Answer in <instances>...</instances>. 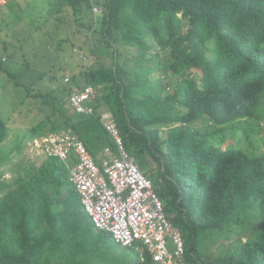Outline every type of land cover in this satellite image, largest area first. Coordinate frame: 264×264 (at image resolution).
Returning a JSON list of instances; mask_svg holds the SVG:
<instances>
[{
	"label": "trees",
	"instance_id": "obj_1",
	"mask_svg": "<svg viewBox=\"0 0 264 264\" xmlns=\"http://www.w3.org/2000/svg\"><path fill=\"white\" fill-rule=\"evenodd\" d=\"M94 2L67 0L75 21L97 34L89 51L104 60L61 83V92L94 87L95 114L67 117L65 101L39 90L31 97L49 107L46 119L59 117L48 132L41 123L23 140L70 128L96 156L99 146L113 145L98 115L107 108L124 149L146 175L155 172V191L181 231L189 264H264V0ZM4 8L19 10L13 1ZM90 13L98 17L85 25ZM58 49L76 57L71 44ZM5 72L23 88L16 90L22 103L30 88ZM8 134L0 118V149ZM10 181L0 183V264H153L92 225L61 159L46 157ZM208 238L224 239L231 251L212 258L199 247Z\"/></svg>",
	"mask_w": 264,
	"mask_h": 264
},
{
	"label": "rangeland",
	"instance_id": "obj_2",
	"mask_svg": "<svg viewBox=\"0 0 264 264\" xmlns=\"http://www.w3.org/2000/svg\"><path fill=\"white\" fill-rule=\"evenodd\" d=\"M10 1H13L15 8L18 7L19 10L14 11L15 13H11L8 8L0 11V23L4 22L0 26V41L7 48L6 52H3L7 59L2 61L4 62L2 66L5 70L10 69V72L15 73L17 82L22 84L23 87L24 85L28 86L30 93L29 96L22 98L23 102L21 103L20 94L16 90H22L23 88L10 82L9 75L4 69H0V118L4 120L9 130L8 138L0 149V158L12 150L9 158L0 162V173L2 175L0 176V183H11L10 180L15 175L23 177L25 169L29 168L31 164L39 166L45 160L44 154L41 153L40 148L35 146L34 141L23 140V136L34 127L41 130L38 127L41 123L45 124L42 131L48 132L51 121H55L59 116L55 114L46 119L47 115L52 112L48 111L49 107L47 105L33 99L31 94L39 93V90L41 92H52L57 98L60 97L65 101V104L60 108L67 117H72L73 114L67 105V95L61 92L62 79L67 76L69 78L68 85L73 75L79 79L80 72L83 69L90 66L98 67V62L103 61L105 57L98 52L91 53L89 51V49L93 50L94 44L97 42V34L93 35L94 30L89 31L81 26L82 22L75 21L67 0ZM87 1L88 4L96 5L94 2L96 0ZM97 1L102 2V0ZM60 5H63L62 12L56 10ZM98 8L96 9L100 12V8ZM91 15L92 13L86 16L85 25L92 23V19L96 21L98 16L93 18ZM92 27L96 28V22ZM66 39L68 43L64 44L63 41ZM1 43L0 46L2 47ZM59 44L64 47L71 44L76 57L68 56L65 50H57ZM78 48H81L82 51L79 52ZM109 50H113V48H109ZM76 51L82 55L83 60L78 57ZM164 59H167V57ZM164 59L162 58L163 61ZM81 62L84 65H81ZM59 64H63L65 68L67 66V70L65 72V69L59 70ZM51 66L54 67L51 68ZM82 66L85 67L82 68ZM46 75L48 77L45 78ZM199 75V72H197L194 77L198 79ZM48 100L51 101V99ZM100 101L103 102V99H100ZM162 133L160 132V135ZM18 141L21 143H18ZM224 148L225 145L220 146V149ZM147 159L151 160V157ZM150 167L152 171H155L157 164L151 161ZM10 169H13V172ZM155 176L154 172L152 178L154 185L157 184V187H160L155 181ZM3 195L4 190H0V197H3ZM207 241L202 242L199 247L205 249V252L209 251V255L214 259L224 255L222 250L228 243H223V240L214 241L212 238H208ZM227 251L231 250L227 249ZM209 258L211 261L213 260L210 256Z\"/></svg>",
	"mask_w": 264,
	"mask_h": 264
},
{
	"label": "built area",
	"instance_id": "obj_3",
	"mask_svg": "<svg viewBox=\"0 0 264 264\" xmlns=\"http://www.w3.org/2000/svg\"><path fill=\"white\" fill-rule=\"evenodd\" d=\"M10 0H0V7ZM94 12L97 9H93ZM0 58L4 60L3 54ZM68 81V77L64 82ZM96 91L92 87L69 91L68 102L77 114L93 115ZM100 122L114 141L117 155L103 162L101 172L83 143L70 131L49 135L38 148L62 160L73 152L77 158L70 180L81 195L91 221L110 234L114 243L130 247L140 242L157 264H186L181 232L167 219L152 181L142 173L123 147L112 115L100 114ZM107 177V179L104 178Z\"/></svg>",
	"mask_w": 264,
	"mask_h": 264
},
{
	"label": "clouds",
	"instance_id": "obj_4",
	"mask_svg": "<svg viewBox=\"0 0 264 264\" xmlns=\"http://www.w3.org/2000/svg\"><path fill=\"white\" fill-rule=\"evenodd\" d=\"M11 2V1H10ZM9 2V3H10ZM9 3H7V4H9ZM6 4V5H7ZM6 5H4V6H6ZM3 7V6H2ZM1 8V7H0ZM1 49V48H0ZM78 50V49H77ZM3 52H6L3 48L1 49V54H3ZM76 53L78 54V57L80 58V59H82V55L78 52V51H76ZM3 56H4V60H2L1 58H0V60L1 61H5L6 59H7V57H5V55L3 54ZM7 56V55H6ZM83 60V59H82ZM67 76H65L64 77V79L66 78ZM64 79H62L63 80V82H62V85L63 86H65L66 87V84L69 82V78H68V81L67 82H64ZM60 81V80H59ZM87 86H89V87H92V86H90V85H85L84 87H87ZM94 90H95V88L94 87H92ZM69 91H71V90H67L66 91V93H67V98H68V96H69ZM96 91V90H95ZM96 100H97V92H96V99H95V101L93 102V112H94V104H95V102H96ZM68 106L70 107V105H69V102H68ZM71 108V107H70ZM69 108V109H70ZM71 110H72V108H71ZM107 112H109V111H104V112H99V120H100V114H102V113H107ZM110 113V112H109ZM72 114H77V113H75L73 110H72ZM95 114V113H94ZM93 114V115H94ZM111 114V113H110ZM78 115H82V114H78ZM112 115V114H111ZM82 116H89V115H82ZM91 116V115H90ZM112 117H113V115H112ZM113 121H114V118H113ZM101 123V122H100ZM114 123H115V121H114ZM102 125V124H101ZM116 125V124H115ZM102 128H103V126H102ZM68 130H70L73 134H74V132H73V130H71L70 128H68V129H62L61 131H59V132H57V133H47L46 135H44V136H42V137H40V138H38V139H34L33 141H34V144H35V146H38V145H42V140L43 139H45V138H47L49 135H58L59 133H61V132H66V131H68ZM103 130L105 131V129L103 128ZM106 132V131H105ZM107 133V132H106ZM120 134V133H119ZM75 135V134H74ZM76 137H77V135H75ZM121 137V136H120ZM78 138V137H77ZM110 138H111V136H110ZM79 139V138H78ZM80 140V139H79ZM122 140V139H121ZM81 142H82V140H80ZM111 141H112V143H113V149H111V147H107V148H110L111 150H112V152L115 154V155H117V150L114 152L113 150H114V148H116L115 147V144H114V141L112 140V138H111ZM83 143V142H82ZM122 143H123V141H122ZM83 145H84V143H83ZM84 147L86 148V146L84 145ZM106 149V148H105ZM105 149L103 150V153H102V159H103V154L105 153V154H107L108 155V153H106L105 152ZM40 150H41V153L42 154H44V156H45V158L47 157H52V158H58V157H54V156H48L45 152H44V150L43 149H41L40 148ZM86 150H87V148H86ZM88 151V150H87ZM126 151V150H125ZM89 152V151H88ZM127 152V151H126ZM89 154H90V152H89ZM91 156H92V158H93V160H94V164L98 167V169L102 172L103 171V168H104V166H103V162L105 161V160H109L110 159V156L108 155V159H104V160H102L101 161V163L98 165L97 163H96V161H97V159H96V156H93L92 154H90ZM129 155V154H128ZM130 156V155H129ZM131 158V157H130ZM58 159H60V158H58ZM132 159V158H131ZM62 160V159H61ZM133 160V159H132ZM63 162H65V163H67V169H68V177H69V181L71 182V180H70V177H71V170L75 167V164L77 163V158H76V156H75V154L73 153V152H71L70 153V155L68 156V158L67 159H65V160H62ZM133 162H134V160H133ZM135 163V162H134ZM136 164V163H135ZM137 165V164H136ZM138 166V165H137ZM139 168V167H138ZM140 170V169H139ZM141 171V170H140ZM142 173H144L143 171H141ZM145 174V173H144ZM146 175V174H145ZM151 181H152V183H153V188H154V190H155V185H154V182H153V180H152V178L151 177H149L148 175H146ZM104 178L105 179H107V177L106 176H104ZM72 183V182H71ZM72 185H73V188H74V190L76 191V193H77V196H78V200H79V203L81 204V207L83 208V210H84V212L86 213V215H87V217L89 218V220L91 221V218L89 217V215H88V212H87V210H86V208H85V206L83 205V203H82V198H81V195L79 194V192L77 191V189H76V187L74 186V184L72 183ZM156 192V191H155ZM157 193V192H156ZM157 195H158V193H157ZM159 196V195H158ZM160 198V197H159ZM161 200V199H160ZM163 204V203H162ZM170 222V221H169ZM91 223H92V225L95 227V228H97V229H100V228H98V227H96L95 225H94V223L91 221ZM171 223V222H170ZM172 224V223H171ZM173 225V224H172ZM174 226V225H173ZM174 227H176V226H174ZM177 228V227H176ZM102 230V229H101ZM179 230V229H178ZM104 231V230H103ZM180 231V230H179ZM106 232V231H105ZM181 232V231H180ZM108 233V232H107ZM109 234V233H108ZM110 235V234H109ZM183 237V236H182ZM242 238L243 239V241L245 242L246 241V239H245V237H243L242 235H240L239 236V238ZM183 240H184V238H183ZM223 243H227L224 239H223ZM229 244V243H228ZM118 245V244H117ZM119 246H121V245H119ZM184 246H185V241H184ZM122 248H126V249H128V250H130V251H132V253L133 254H135V255H137L139 258H140V260L141 261H143V260H145L146 259V257H144V254L146 253L147 255H148V257L150 258V261L153 263V264H157L156 262H154L153 260H152V257H151V254L148 252V250H147V248L145 247V246H142V244L140 243V242H137V243H135L133 246H130V247H124V246H121ZM186 247H185V255H184V261L186 262V264H189L188 263V261L186 260Z\"/></svg>",
	"mask_w": 264,
	"mask_h": 264
},
{
	"label": "crops",
	"instance_id": "obj_5",
	"mask_svg": "<svg viewBox=\"0 0 264 264\" xmlns=\"http://www.w3.org/2000/svg\"><path fill=\"white\" fill-rule=\"evenodd\" d=\"M11 13H14V11L13 12H11ZM0 43H1V41H0ZM3 45V44H2ZM67 105H68V101H67ZM69 107V106H68ZM70 108V107H69ZM70 110H71V108H70ZM100 112H104V111H109L107 108H105V107H103V108H101V110H99ZM71 112H72V110H71ZM105 132V131H104ZM106 133V132H105ZM108 136H109V138H110V135L108 134V133H106ZM110 140H111V138H110ZM100 144L99 145H101L102 143H101V141L99 142ZM107 147H111V149H113V145H110V144H107V145H105V146H99V148H96L95 149V155H96V159L101 163V161L102 160H104V159H108L109 157H108V155L107 154H103V159H102V153H103V150L105 149V148H107ZM114 152L116 151V148H114V150H113ZM151 177V176H150ZM152 178V177H151ZM153 180V179H152ZM153 182H154V180H153Z\"/></svg>",
	"mask_w": 264,
	"mask_h": 264
}]
</instances>
